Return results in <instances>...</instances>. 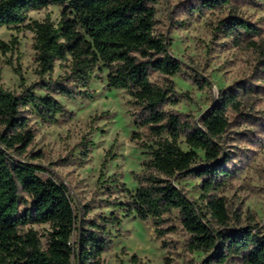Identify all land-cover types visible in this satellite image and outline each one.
Returning a JSON list of instances; mask_svg holds the SVG:
<instances>
[{"label": "trees", "instance_id": "16d2710c", "mask_svg": "<svg viewBox=\"0 0 264 264\" xmlns=\"http://www.w3.org/2000/svg\"><path fill=\"white\" fill-rule=\"evenodd\" d=\"M230 2L197 0L188 12L204 14ZM157 3L0 0V29L26 26L31 11L62 8L57 25L49 19L27 25L35 34L37 81L30 86L22 82L20 93L0 83V264H104L102 256L111 249L113 238L108 228L120 226L122 219L117 215L90 219L89 209L78 215L67 186L52 177L42 179L39 173L44 168L22 158L36 138L31 114L56 124L57 117L66 114L57 97L92 99L91 82L105 71L108 88L130 97L136 126L147 130L149 137L144 142L138 132L133 134L148 156L143 171L134 173L137 189L124 188L127 200H110L108 205L121 210L123 218L151 219L157 239L178 230L172 221L177 213L189 237V250L207 254L202 264H264L261 228L234 225L225 199L219 196L236 175L221 140L231 126L229 111L240 110V90H222L199 119L167 109L176 102L174 83L161 85L151 78L174 77L182 73L183 63L173 56L166 36L156 31ZM220 28L238 46L260 32L238 17L222 21ZM16 45V39L0 43V52H12ZM57 62L67 72L54 79ZM192 81L202 89L209 87L199 76ZM189 178L201 182L200 202L180 186ZM34 225L49 226L45 244ZM161 246L166 249L169 243L163 240Z\"/></svg>", "mask_w": 264, "mask_h": 264}, {"label": "rangeland", "instance_id": "374dc122", "mask_svg": "<svg viewBox=\"0 0 264 264\" xmlns=\"http://www.w3.org/2000/svg\"><path fill=\"white\" fill-rule=\"evenodd\" d=\"M196 1L158 0L156 31L166 36L183 68L174 77L154 74L151 81L161 85L172 81L176 102L167 109L196 119L213 106L222 90H240V110L229 111L231 126L221 140L236 175L219 196L225 199L234 225L258 226L264 234V0H231L220 9L190 16L188 8ZM61 13V7L49 6L31 11L26 26L0 29V43L17 40L12 52H0V83L6 89L20 93L22 82L30 86L38 79L35 34L27 25L46 19L57 25ZM230 17L257 26L259 34L236 45L220 28ZM66 72L67 68L57 62L52 77H63ZM106 73L93 78L92 99L69 101L57 97L66 114L58 116L56 124L44 123L31 114L36 138L23 161L43 167L44 172L39 173L42 179L52 177L65 184L78 215L89 209L90 219H109L112 215L122 219L120 226L108 228L113 238L111 249L102 256L104 264H165V258L169 264H202L207 254L189 250V237L177 213L172 221L178 230L157 239L151 219L123 218L121 210L108 205L110 200H127L124 188L131 192L137 189L134 173L143 171L148 156L133 134L138 132L144 142H149V137L147 130L136 126L130 97L123 90L108 88ZM196 76L209 87L202 89L194 84ZM200 185V180L193 178L180 182L197 202ZM33 228L45 244L49 226ZM163 240L169 243L166 249L161 246Z\"/></svg>", "mask_w": 264, "mask_h": 264}]
</instances>
